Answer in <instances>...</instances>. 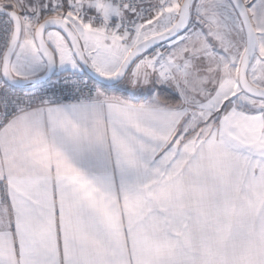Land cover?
<instances>
[{
    "label": "snow or ice",
    "instance_id": "1",
    "mask_svg": "<svg viewBox=\"0 0 264 264\" xmlns=\"http://www.w3.org/2000/svg\"><path fill=\"white\" fill-rule=\"evenodd\" d=\"M0 264H264V0H0Z\"/></svg>",
    "mask_w": 264,
    "mask_h": 264
}]
</instances>
